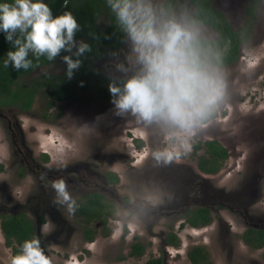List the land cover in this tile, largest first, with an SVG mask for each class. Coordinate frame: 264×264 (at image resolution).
Returning <instances> with one entry per match:
<instances>
[{"label":"rangeland","instance_id":"1","mask_svg":"<svg viewBox=\"0 0 264 264\" xmlns=\"http://www.w3.org/2000/svg\"><path fill=\"white\" fill-rule=\"evenodd\" d=\"M216 1H218L221 6L220 9L227 15L234 27L240 28L244 25L247 8L253 2L259 0H213V2ZM256 2L254 4L255 9H257L254 31L251 39L242 46L240 60L227 68L214 67L222 77L225 86L223 97L217 104L220 112L219 117L201 126L198 123L192 134L183 129L172 128L171 131L166 132L161 140L166 157L170 154L171 157L180 163L185 161L191 168L196 167L195 159L202 152L196 153L194 146L201 140H219L231 153L227 167L223 169L220 176L225 173L230 174L234 166L241 164L246 158L245 166L248 169L246 177H253L254 181L252 184L253 188L252 190L250 189L247 199V205L251 204V207L263 199L259 196L261 189H258V181L262 180L261 185L263 182L262 188H264V0H261L258 4ZM150 3L158 12L174 13L178 16H184L193 22L202 38L214 39L217 37V32L214 28L195 22L193 15L194 6L191 3L176 0V7L174 8L166 6V0H150ZM136 57L137 53L134 51V43L128 35L124 47L113 53L106 61L99 62L98 66L112 76L130 78L139 72L142 67ZM64 64V61H57L46 68L38 70L33 76L45 72L59 73L63 69ZM47 101L44 96H39L28 115H19L20 109L17 107L0 108V193H2V196L0 195V207L2 206L4 182L16 183V193L20 196L22 189L19 184H23L24 180L15 177L14 172L17 170L14 172L10 171L16 157V146L9 137V132L12 131L8 128V121H11L12 124L15 121L18 126L19 124L22 125L21 131L23 135L20 134V136H24V142L29 140L30 142H35L33 147L36 149V156H39L42 151H47L53 161L76 159L80 156L81 163L86 159L85 156L91 155L92 162L84 163L85 166L81 167V173L88 174L89 172L95 176L98 182H101V178L105 179L104 169L108 167L109 161H111L109 154L124 151L130 153L132 157L140 159L141 155L138 154L148 150V141L151 139L149 127H154L153 125L155 127L160 125L171 126L162 122L144 121L131 113V111L121 112L117 109L114 101H102L92 91L81 93L79 102L68 103L67 105L62 103L52 110H47ZM223 112L224 114L221 115ZM138 138L145 142V148L147 149L144 147L141 149L137 148L136 139ZM21 155H23L22 152H17L18 158ZM161 155L163 154L160 153L159 155L156 152L149 154L152 157L150 160H153L151 163L155 162L154 160L160 158ZM113 167L119 172H125L124 165L116 164ZM143 168L144 166L141 164L138 168L128 169L129 172H126L129 193L141 194L140 187L144 188L143 191L149 188L154 193H144L143 195L151 203L157 204L163 198L164 193H159L155 177H142ZM199 171L197 167V174ZM82 177L88 179L86 176ZM169 178H171L170 175L166 174L164 176L165 180ZM86 182L89 184L80 182V197L87 189H98L94 186V183L91 184L88 180ZM73 192L69 190L68 199L65 200L61 193L54 190L51 198L55 199L57 204L69 214L68 212L71 211V205L73 204L71 198L77 195ZM194 194V190L189 191L186 197L189 199V195ZM171 196H175L176 202L183 198L174 189L171 192ZM228 198L235 200L237 196H229ZM262 201L264 199L260 201V204L264 207V202ZM210 202L214 204L213 200ZM9 211L15 212L16 210L5 211L0 208V260L3 264H11L10 261L13 254L12 248L6 245L1 227V214ZM119 212L124 214L125 210L120 209ZM125 214L128 218L126 219L127 225L132 227L131 231H127L125 236L122 235L121 219H117L112 225L115 229L111 236L104 235L97 244H92L91 247L93 248L90 255L86 254V257H82L84 259H80L79 255L81 252L77 251L74 254H70V259L72 257L73 259L67 264H145V259L137 261L136 259H123L122 255L125 254L127 237L131 239L135 236H139L143 240L147 238L149 243L153 244L147 251L148 255L150 253L151 255L162 254L160 248L166 232L163 227L165 222L157 220L152 224H147L148 222L146 223L143 219L146 214H138L136 217L131 212ZM32 216L36 221L33 213ZM45 225H47V228H45ZM45 225L43 226L44 232L48 231L50 227L48 223ZM216 229L213 226L210 231H207V229H178V231L184 239H196L198 238L197 235H199L202 240H205V231L213 233ZM229 237H232V235L230 234ZM121 244L123 254L112 257L113 248L116 250ZM119 251L120 249L117 250V254ZM174 255H177L176 251H170V259L174 258ZM184 260L186 261L185 258ZM185 261L181 264H186Z\"/></svg>","mask_w":264,"mask_h":264},{"label":"flooded vegetation","instance_id":"2","mask_svg":"<svg viewBox=\"0 0 264 264\" xmlns=\"http://www.w3.org/2000/svg\"><path fill=\"white\" fill-rule=\"evenodd\" d=\"M211 1L214 7L221 10L218 1ZM247 17L248 15H246V19ZM218 36L217 32V37L214 39ZM79 100L74 102L60 101L50 110L56 108L59 104L67 105L68 103L79 102ZM102 101L111 102V100ZM215 108L217 115L207 121L201 120L199 122L200 126L219 117V109L217 106ZM19 113V115H28L29 111L19 110ZM153 126L149 127L151 139H149L147 145L150 153L148 150L139 153L138 155H141L140 159L132 157L130 153L124 151V153L113 152L109 154L113 158H109L111 161H109L108 167L104 169L105 179L101 178V182H98L95 176L89 172L88 174L81 173V167L85 166L84 163L92 162L91 155L85 156L86 159L81 163L80 156L65 161H53L47 151H42L39 156H36V149L33 147L35 142L29 140L25 143L24 136H20V134L23 135L22 125L19 124L18 126L15 121L14 124L8 121V128L12 131L9 132V137L16 146V157L10 171L17 170L14 172L15 177L24 180L23 184H19L22 189L20 196L16 193V183L4 182L2 206L0 208L5 211H16L1 214V227L4 215L24 213L35 226V232L29 241H39L40 249L48 259L49 264H67L73 259V257L70 259V254L77 251L81 252L80 259H84L82 257H86V254L90 255L93 248L91 247L92 244H97L104 235L111 236L115 229L112 225L117 219H121L122 235L125 236L127 231H131L132 227L127 225L126 219L128 218L125 213L131 212L135 217L138 214H146L143 219L146 223L148 222L147 224H152L157 220L165 222L163 227L166 232L160 248L162 254L151 255L150 253L148 255L147 251L153 244L149 243L147 238L143 240L139 236H135L131 239L127 237L124 255H122L121 244L116 250L113 248L112 257L120 254L123 259H136V261L145 259V264H181L185 261L184 258L186 264H264V207L260 204V201L264 199V188H262L263 182L261 185L262 180L258 181V189H261L259 196L263 199L253 204V207L250 206L251 204L247 205L250 189L252 190V184L254 183L253 177H246L248 169L245 166V160L247 159L245 158L241 164L235 165L230 174L225 173L220 176L223 169L227 167L231 153L218 140L229 152V158L220 170L216 173H210L200 168L201 155L204 153L205 148L197 150L196 153L202 152L198 154V157L195 156L196 167L191 168L185 161L180 163L173 157L168 159L165 156L161 140L167 131H171L175 127ZM143 147L145 148V142L142 147L137 144V148L141 149ZM19 151L23 155L18 158L17 152ZM155 152L163 155L154 160L156 163H151L153 161L150 160L152 155L149 156V154ZM116 164L124 165L125 172L117 171L113 167ZM141 164L144 166L143 173H141L142 177H155L159 193H164L163 198L157 204L151 203L143 195L144 193H154L149 188L143 191L144 188L140 187L141 194L129 193L126 172H129L128 169L138 168ZM148 165L149 167H147ZM197 167L200 170L199 175L197 174ZM166 174L170 175L171 178L165 180L164 176ZM82 176H86L88 179ZM59 180L65 182L67 193L71 190L77 194L71 198L73 204L71 205V211L68 212L69 214L57 204L55 199L51 198L54 190H57L54 183ZM86 180L90 181L91 184L94 183V186L98 189H87L80 197V182L89 184ZM173 189L179 192L185 200L181 198L176 202L175 196H171ZM192 190L195 194L189 195L188 199L186 194ZM0 195L2 196V193ZM92 195H98V198ZM229 196H237V198L230 200ZM95 199L98 201L95 202ZM211 200L214 201V204L210 202ZM120 209L125 210V213H120ZM32 213L35 215L36 221L32 218ZM46 223L50 227L48 231L44 232L43 226ZM213 226L217 228L216 231L213 233L207 232ZM178 229H207L205 240H202L199 235L196 239H184ZM230 234L232 237H229ZM202 241L205 242L200 243ZM197 248L202 250L204 255L201 254L194 258ZM119 249L120 251L117 254ZM170 251H176L177 255L170 259ZM0 263L3 264L1 260Z\"/></svg>","mask_w":264,"mask_h":264},{"label":"clouds","instance_id":"3","mask_svg":"<svg viewBox=\"0 0 264 264\" xmlns=\"http://www.w3.org/2000/svg\"><path fill=\"white\" fill-rule=\"evenodd\" d=\"M109 2L133 41L136 59L142 66L124 82L123 88L110 86V91L118 95L114 101L117 109L192 134L195 126L221 101L225 87L211 64L198 28L184 16L158 12L150 0ZM78 28L71 12L53 17L44 0H0V32L10 42L17 31L24 36L23 42L14 41L15 50L7 53L4 67L11 63L17 70L28 69L29 52L49 60L62 50L71 52ZM88 48L81 43L75 55H82ZM63 59L71 78L81 62L67 55ZM171 158L169 154L168 159ZM54 187L68 199L63 180L56 181ZM12 264H49V261L39 241L31 240L25 241L22 254L14 256Z\"/></svg>","mask_w":264,"mask_h":264},{"label":"trees","instance_id":"4","mask_svg":"<svg viewBox=\"0 0 264 264\" xmlns=\"http://www.w3.org/2000/svg\"><path fill=\"white\" fill-rule=\"evenodd\" d=\"M260 1L255 2L258 4ZM44 2L49 5L53 17L71 12L76 18L79 28L74 34L72 50L71 52L62 50L52 60L29 52L28 59L31 64L28 69L17 70L11 63L4 67L3 62L7 59V53L15 50L14 41L21 39L23 42L24 36L17 31L13 41L10 42L6 39L5 33L0 32V108L17 107L21 111L28 112L34 106L36 98L44 96L48 100L47 110H50L60 101L79 100L80 94L84 91H92L102 100L115 101L118 95L110 91V86L123 88L128 78L112 76L102 70L98 63L106 61L113 53L124 47L128 33L118 21L109 0H44ZM182 2H189L194 6L195 22L209 25L219 34L216 39L201 37L212 66L228 67L238 62L241 58L242 46L251 39L254 31L257 14L255 2L247 8L248 17L240 29H236L227 15L214 7L211 0H182ZM166 6L176 7V0H166ZM81 43L87 44L89 48L82 55L76 56L75 53ZM66 55L81 62L79 68L73 70L71 78L67 75V62L63 59ZM57 61L65 63L59 73L45 72L33 76L38 70ZM216 115L217 110L214 108L203 121ZM136 142L139 147L144 144L139 138ZM194 147L195 152L205 148L201 155L200 168L206 172H218L229 158L228 149L216 139L201 140ZM97 201L95 199V202ZM2 229L7 245L13 248V257L22 254L25 241H29L35 232L34 223L24 213L4 215ZM201 254H203L202 250L197 248L193 257L197 258L196 256Z\"/></svg>","mask_w":264,"mask_h":264}]
</instances>
